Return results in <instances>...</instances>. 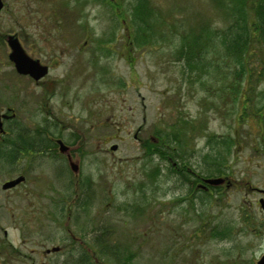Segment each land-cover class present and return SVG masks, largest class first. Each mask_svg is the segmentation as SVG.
<instances>
[{"label": "rangeland", "instance_id": "obj_1", "mask_svg": "<svg viewBox=\"0 0 264 264\" xmlns=\"http://www.w3.org/2000/svg\"><path fill=\"white\" fill-rule=\"evenodd\" d=\"M253 3L245 0L246 9ZM232 5L234 0H30L33 21L50 24L57 16L59 36L75 41V76L62 79L69 62L62 59L54 75L68 90H57L47 119L33 98L20 104L18 129L36 132L47 121L69 147L80 144L89 153L117 148L81 158L80 185L84 177L91 184L75 189V202L70 170L47 152L29 173L33 184L18 189L12 221L3 220L9 235L6 240L0 231V244L11 246L0 247V264H251L259 252L248 248L251 238L237 208H246L243 200L252 195L236 187L186 199L189 182L141 143L163 138L161 149L176 146L178 161L202 177L264 186L261 145L254 141L259 154L237 152L231 142L245 105L261 118L250 127L264 137V79L254 76L257 70L245 77L246 67L222 41ZM259 47L257 63L264 58V45ZM183 51L191 55L190 66ZM54 118L61 123L50 126ZM138 128L141 141L133 138ZM44 144L56 149L49 139ZM104 239L117 253L101 252ZM54 246L59 252L45 253Z\"/></svg>", "mask_w": 264, "mask_h": 264}, {"label": "flooded vegetation", "instance_id": "obj_2", "mask_svg": "<svg viewBox=\"0 0 264 264\" xmlns=\"http://www.w3.org/2000/svg\"><path fill=\"white\" fill-rule=\"evenodd\" d=\"M59 17H55L54 22L48 24L47 20L37 21L32 20V12L30 6V0H0V71H3V67H6L0 74V122L2 124L3 132L0 133V222L7 216L9 221H12L11 217H14V203L16 197L19 193L20 188H23L26 184H33L31 176L29 173L34 171V166L42 161V157L50 152L51 154L59 159L64 165L68 167L72 174V188H73V201L75 202V189L80 187L89 188L91 180L84 177V184L80 185V177L82 170L81 158L91 154H100V156L106 155L107 153L113 154L115 150H111V146L107 150H92L89 153L87 149L81 148L80 144H74L72 147L67 146L64 151H59L57 142L62 141V134L60 131L53 133V129H47V121L40 124L36 132H32L25 129H18L19 126V105L22 104L25 107V103L29 102L31 98L32 102H35L38 109H44V116L49 115V110L47 106L49 102L56 96L57 90L66 89L62 86V79L69 78V76H75V41L63 40L62 36H59ZM43 22L44 25L41 26L40 23ZM56 34V36H49L51 34ZM55 40V43H53ZM126 53L120 52V59H125ZM19 57H24L27 61L35 63L39 69L46 70V73L35 79L29 74H21L17 71L15 60ZM66 59L67 62L64 65L65 74H63L62 79L54 75V71L61 65V60ZM203 73V72H198ZM197 73V74H198ZM15 82H23V84H16ZM246 88V87H244ZM23 93V95H22ZM246 98V97H245ZM239 101V100H238ZM247 107L245 105L243 109V115L236 117L235 130H234V142L232 140L233 146L236 148L237 152H242L244 149H251L256 153H260V149L257 147L254 141L258 143L263 148L264 154V137L261 132H253L255 124L260 125V117H254L253 113L248 114ZM241 121V122H239ZM51 125H56L59 122L58 118L51 120ZM7 128H6V124ZM61 123V120L60 122ZM246 125L247 128H242L241 125ZM62 128L64 127L61 126ZM241 127V130H240ZM188 129V128H187ZM262 129L258 127V130ZM38 130V131H37ZM141 128H138L137 132L133 134V138L140 140L138 134ZM24 131V133H22ZM36 136H32L33 134ZM27 135V136H25ZM175 135H172L173 140ZM255 136H257L255 138ZM73 141L75 140V134H73ZM33 138V141H40L38 145H32L33 148L21 149V146L17 142H21L22 139ZM49 139L52 144H55V148L45 147L46 140ZM149 140L157 142V138L150 137ZM141 141V140H140ZM5 142V143H4ZM64 143V142H63ZM143 147L146 144L145 141H141ZM43 145V146H41ZM115 145V144H114ZM56 150V151H55ZM170 154L167 158L170 164V170L179 175L182 180L189 182L188 187L191 188L188 198L194 197V194H212V192H218L223 189H231L240 187L251 194L247 199L243 200V204L237 208L239 211V217L243 214V219L245 225L248 228L249 236L251 238L248 248L255 249L259 254L254 258L251 264H257V262L264 255V186L259 184H254L249 180H237L234 178H229L224 175L214 176H200L196 174L193 170L178 161L176 157V146L170 148ZM20 166H17V163ZM74 168L76 166L77 171L71 170V165ZM190 177V179L188 178ZM23 178L21 182L14 186H6L7 183L17 179ZM37 179H42V176H37ZM223 179V183L220 185H210L206 182L208 179ZM26 195L31 192L27 189L25 191ZM4 221L0 223V231H2V236L7 240L8 230L2 228ZM10 227V226H9ZM12 229V227H10ZM9 242H4L0 244V247H10Z\"/></svg>", "mask_w": 264, "mask_h": 264}, {"label": "trees", "instance_id": "obj_3", "mask_svg": "<svg viewBox=\"0 0 264 264\" xmlns=\"http://www.w3.org/2000/svg\"><path fill=\"white\" fill-rule=\"evenodd\" d=\"M252 1L254 3L252 5H249L248 10L245 6V0H234L235 5L228 7L226 15L227 17H229L231 22L225 30L226 35L223 36L222 41H228L229 44H227L226 48L228 50L230 48L234 51V54H232L231 56L237 57L239 63L243 64L242 67H246L244 69H247L248 72H246L245 77L251 76V70H257V73L254 74V76H257V79H264V58L258 60L260 63H257V61L254 62L253 60V56L256 55L257 47H259V45H264V0ZM138 8L139 10L137 12L141 14L143 5ZM143 13L141 14L142 17ZM141 16L139 19L140 21H143V18ZM238 24H240V32L236 31V27L238 26ZM233 26H235V31H233ZM203 35L205 37V31ZM189 44L191 45L192 43H188L187 46ZM182 55L181 57H184L186 59L187 66H190L192 64L191 55H188V57H186V51H183ZM174 139L176 141H179L177 134L174 136ZM157 140L158 141L156 143L152 140H148L146 147L144 146L145 152L148 154H157L161 158L167 159L169 156H171L170 149L167 151L161 149V147L166 145V141L163 138H158ZM17 144L21 146V149L26 150L27 148H33L32 145H35L34 143H31V141H27L24 138L21 142H17ZM97 242L99 243L100 240H97ZM99 244L101 246V252H107V250H109V254L112 252L110 256L117 253V251L114 250L112 246L105 242V239ZM85 252L88 253V251Z\"/></svg>", "mask_w": 264, "mask_h": 264}, {"label": "water", "instance_id": "obj_4", "mask_svg": "<svg viewBox=\"0 0 264 264\" xmlns=\"http://www.w3.org/2000/svg\"><path fill=\"white\" fill-rule=\"evenodd\" d=\"M15 65H16V69L19 73L21 74H29L30 76L34 77L35 79H38L39 77H42L45 73L46 70L44 69V67L42 69H39L37 67V65L35 63H32L31 61H27V59H25L24 57H19L15 60ZM2 124L0 122V133H2ZM58 145V149L59 151H64L67 149V146L62 142V141H58L57 142ZM117 146L116 145H112L111 146V150H116ZM71 165V170L75 172L77 171L76 166L74 168L73 164L70 163ZM23 178H17L9 183L6 184V186H14L16 184H18L19 182L22 181ZM206 182L210 185H220L221 183H223V179L221 178H217V179H208L206 180ZM60 248L58 246H54L51 248H48L45 250V253L49 254V253H56L59 252ZM257 264H264V255L261 257V259L257 262Z\"/></svg>", "mask_w": 264, "mask_h": 264}]
</instances>
